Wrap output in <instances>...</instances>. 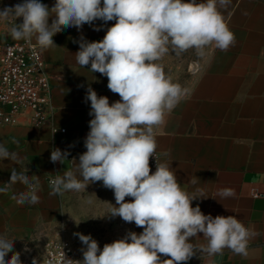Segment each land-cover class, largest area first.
Returning a JSON list of instances; mask_svg holds the SVG:
<instances>
[{"label": "clouds", "instance_id": "1", "mask_svg": "<svg viewBox=\"0 0 264 264\" xmlns=\"http://www.w3.org/2000/svg\"><path fill=\"white\" fill-rule=\"evenodd\" d=\"M229 4L230 0H56L49 8L40 0H23L0 10V21L13 22L14 40L31 44L35 39L42 51L56 45L53 37L65 29L79 30L97 20L105 25L115 21L100 41L81 37L74 56L81 67L90 65L92 73L106 77L108 89L120 100L110 104L107 96H99L89 85L85 101L90 102L92 119L84 140L86 151L78 163L73 160V169L50 180V195L86 191L89 184L102 182L113 191L116 202L109 215L143 231H129L102 249L90 234L74 233L84 245L83 260L68 259L63 253L62 264H186L197 252L212 257L225 249L248 255L249 242L257 233L236 216L213 217L205 215L199 205L192 207L193 200L205 198L203 190L190 195L169 164L157 162L154 133L188 94L157 61L169 50L177 56L195 50L203 57L208 48L226 51L234 46L235 35L220 11ZM50 17H54L51 23ZM68 155L54 148L50 160L63 163ZM153 156L155 172L149 164ZM0 160L15 162L18 156L0 143ZM198 180L195 176L190 183ZM14 181L26 186L18 202H39L38 176L13 168L0 193L8 192ZM218 195L229 198L236 193L222 188ZM200 233L207 243H191ZM13 241L0 235V264H22ZM9 253L12 256L6 259ZM161 256L170 258L161 260Z\"/></svg>", "mask_w": 264, "mask_h": 264}, {"label": "crops", "instance_id": "2", "mask_svg": "<svg viewBox=\"0 0 264 264\" xmlns=\"http://www.w3.org/2000/svg\"><path fill=\"white\" fill-rule=\"evenodd\" d=\"M40 2L51 8L56 0ZM220 11L235 35V44L226 51L215 49L205 63L197 64V85L154 131L156 151L184 191L199 195L197 190H203L205 198L193 200L192 207L199 205L205 215L213 217L236 216L257 233L249 242L247 256L229 249L212 257L197 252L186 264H264V0H230ZM114 23L97 20L79 30L65 29L53 37L56 45L44 50L58 109L55 124L67 130L65 135L0 126V143L18 156L15 162L0 160V187L9 182L15 168L39 177L40 197L36 204L18 202L26 186L15 181L8 192L0 193V235L17 229L45 232L60 220L68 199L77 193L50 195L49 182L56 174L73 169V160L78 163L86 151L84 140L92 119L86 90L90 85L99 96H107L110 104L120 98L108 89L106 77L92 73L90 65L81 67L74 54L81 37L100 41ZM97 27L101 30H94ZM54 148L67 151V160L52 163ZM195 176L200 180L190 183ZM222 188H232L236 195L221 198L218 191ZM131 229L137 234L143 231L134 223ZM198 235L191 243L206 244L203 234ZM169 258L161 256V260Z\"/></svg>", "mask_w": 264, "mask_h": 264}, {"label": "built area", "instance_id": "3", "mask_svg": "<svg viewBox=\"0 0 264 264\" xmlns=\"http://www.w3.org/2000/svg\"><path fill=\"white\" fill-rule=\"evenodd\" d=\"M20 20H18V23ZM54 85L48 72L44 50L36 42L11 40L0 55V126L48 129L53 134H66L58 128L55 117L58 109L53 102ZM157 162H163L156 151ZM151 172L156 170L155 156L149 161ZM42 264H62L63 253L71 260H83L69 238L67 222L52 234L40 232Z\"/></svg>", "mask_w": 264, "mask_h": 264}, {"label": "rangeland", "instance_id": "4", "mask_svg": "<svg viewBox=\"0 0 264 264\" xmlns=\"http://www.w3.org/2000/svg\"><path fill=\"white\" fill-rule=\"evenodd\" d=\"M22 2L23 0H0V10ZM12 23V21H0V55L4 45L13 40L10 34ZM214 50L206 49V55L203 57L197 56L195 50H188L180 56L169 50L157 63L163 66L166 75L174 83H179L187 90L188 96L199 81L198 65L205 63L213 55ZM112 205H116L112 190L105 188L102 182L89 184L86 191L77 192L68 199L60 220L45 232L52 234L61 228L63 221L67 222L69 238L76 253L83 259L81 249L84 245L74 233L90 234L102 249L105 243L121 239L127 232L132 231L131 223L124 222L120 217L113 218L109 215ZM39 233L37 230L17 229L5 235L14 240V251L20 253L22 264H33L34 261L35 264H42ZM11 256L12 253H9L6 259H10Z\"/></svg>", "mask_w": 264, "mask_h": 264}]
</instances>
